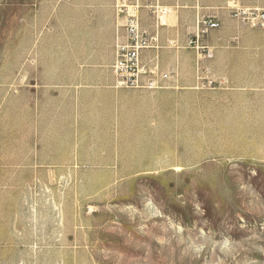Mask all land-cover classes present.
<instances>
[{"label": "rangeland", "instance_id": "1", "mask_svg": "<svg viewBox=\"0 0 264 264\" xmlns=\"http://www.w3.org/2000/svg\"><path fill=\"white\" fill-rule=\"evenodd\" d=\"M116 3L0 0V264H264L263 131L174 93L216 88L194 48V83L112 110Z\"/></svg>", "mask_w": 264, "mask_h": 264}, {"label": "crops", "instance_id": "2", "mask_svg": "<svg viewBox=\"0 0 264 264\" xmlns=\"http://www.w3.org/2000/svg\"><path fill=\"white\" fill-rule=\"evenodd\" d=\"M137 1L143 6L140 9L141 25L150 31H154V25L148 4L156 1L172 10L167 25L158 30V58L162 69L172 73L168 80L172 79L171 82L176 86H189L195 81L196 52L188 41L196 33L197 18L208 17L218 23L198 39L200 44L210 50V55L201 64L216 88L174 93H233L241 99L239 106L248 107V113L252 115L249 121L257 123L255 129L263 131L261 136L264 137V27L251 28L234 19L226 7L227 0ZM239 2L243 6L264 9V0ZM111 31L114 32V15L111 16ZM108 78L113 87L111 70ZM120 89L125 88H115L106 93L112 110L127 106L128 103L123 98L129 92L147 100L154 99V93H157L149 90H132L126 93L127 91ZM9 163L14 164L12 160ZM9 167L11 170V166Z\"/></svg>", "mask_w": 264, "mask_h": 264}, {"label": "built area", "instance_id": "3", "mask_svg": "<svg viewBox=\"0 0 264 264\" xmlns=\"http://www.w3.org/2000/svg\"><path fill=\"white\" fill-rule=\"evenodd\" d=\"M143 6L137 0H117L115 4L116 41L113 47L111 72L114 88H133L154 90L164 87L171 72L162 69L158 50V30L168 22L171 8L157 3L148 4L153 18L154 31L143 27L140 22V9ZM226 7L231 16L251 28L264 27V9L248 7L240 4L239 0H227ZM218 23L208 17L196 20V33L189 39V43L196 50L200 58L210 55V50L199 44V36Z\"/></svg>", "mask_w": 264, "mask_h": 264}, {"label": "bare ground", "instance_id": "4", "mask_svg": "<svg viewBox=\"0 0 264 264\" xmlns=\"http://www.w3.org/2000/svg\"><path fill=\"white\" fill-rule=\"evenodd\" d=\"M26 252V250H22V249H17L16 251H15V254L13 255L14 256V258L12 257V259H15V258H17V257H21V255L23 254V253H25ZM56 256H58V255H56ZM11 260V259H10ZM56 262V261H55Z\"/></svg>", "mask_w": 264, "mask_h": 264}]
</instances>
